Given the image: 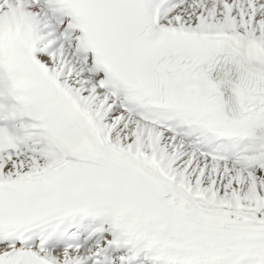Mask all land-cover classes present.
Masks as SVG:
<instances>
[{"label":"snow or ice","instance_id":"1","mask_svg":"<svg viewBox=\"0 0 264 264\" xmlns=\"http://www.w3.org/2000/svg\"><path fill=\"white\" fill-rule=\"evenodd\" d=\"M0 264H264V0H0Z\"/></svg>","mask_w":264,"mask_h":264}]
</instances>
